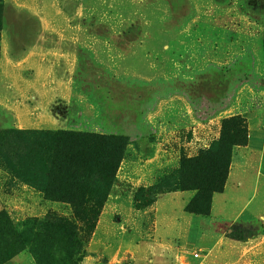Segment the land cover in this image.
Here are the masks:
<instances>
[{
	"label": "rangeland",
	"instance_id": "obj_1",
	"mask_svg": "<svg viewBox=\"0 0 264 264\" xmlns=\"http://www.w3.org/2000/svg\"><path fill=\"white\" fill-rule=\"evenodd\" d=\"M1 4L0 55L5 64L0 65V130H89L128 138L104 203L112 205L104 217L115 241L151 237L152 213L135 215L139 209L132 192L166 179L181 160L199 155L221 136L224 124L227 130L238 117L244 118L247 132L239 128L237 140L248 139L252 130L264 135V0ZM29 9L46 15L47 36L39 35L43 28ZM36 44L47 45V64L39 65L36 74L11 61L13 47ZM33 76L45 83L40 89H47L56 128L11 125L13 91L19 81ZM59 92L65 93L64 99L58 98ZM230 117L236 119L226 122ZM234 148L231 162L236 160ZM176 191L191 193L189 201L196 193ZM0 202V264L23 251L35 264H85L95 227L82 226L83 248L70 251L62 235L38 226L49 215L72 218L68 204L46 200L1 165ZM243 234L239 228L226 231L227 237ZM193 249L201 252L200 258L185 253ZM233 250L222 252L229 257ZM179 253L181 264H204L207 257V251L193 244ZM220 256L218 248L209 264L219 263ZM88 264H105L104 257ZM118 264L131 263L126 257Z\"/></svg>",
	"mask_w": 264,
	"mask_h": 264
},
{
	"label": "crops",
	"instance_id": "obj_2",
	"mask_svg": "<svg viewBox=\"0 0 264 264\" xmlns=\"http://www.w3.org/2000/svg\"><path fill=\"white\" fill-rule=\"evenodd\" d=\"M27 12L34 16L43 28L39 35L47 36L46 15L42 16V13L37 14L30 9ZM10 52L13 63L23 68H32L34 74L37 73L39 65L47 64L45 44L27 45L17 49L13 47ZM2 62H5V58L0 55V65ZM40 85L45 86V83L34 76L18 82V90L13 91L15 100L11 105L13 127H58L57 118L48 109L47 89H40ZM57 96L64 99L65 93L59 92ZM234 152L236 160L229 166L223 190L212 195L208 214L195 215L186 211L192 194L181 191L160 193L149 207L135 210V215L152 213L153 230L149 239L136 242L122 238L117 241L111 239L112 228L105 222L104 216H107V210L112 205L107 207L105 204L91 234L89 255L84 257V263L94 262L102 256L105 264H118L126 257L131 264H181L180 250L193 244L200 250L207 251V254H204L207 256L204 264L213 260V253L218 248L222 259L217 264H264L263 132L249 131L247 143L235 146ZM235 228L243 231L242 239L227 237L226 231ZM226 247L234 248L229 257L222 252ZM6 264H35V261L29 252L23 251Z\"/></svg>",
	"mask_w": 264,
	"mask_h": 264
},
{
	"label": "trees",
	"instance_id": "obj_3",
	"mask_svg": "<svg viewBox=\"0 0 264 264\" xmlns=\"http://www.w3.org/2000/svg\"><path fill=\"white\" fill-rule=\"evenodd\" d=\"M0 0V29L2 27ZM230 117L226 122L235 120ZM221 136L212 141L199 155L181 160L179 168L156 184L132 192L135 208L142 209L154 202L157 195L177 189H192L196 193L186 205V211L206 215L211 198L224 187L235 146L245 145L247 137L236 139L245 120L231 123ZM128 138L125 135L89 130L38 131L0 130V165L14 178L37 188L46 200L68 204L72 218L46 216L38 224L41 231L62 235L64 246L82 250L83 227H95L102 207L115 183V173L123 158ZM171 182L172 185H167ZM242 239V236L229 235Z\"/></svg>",
	"mask_w": 264,
	"mask_h": 264
},
{
	"label": "built area",
	"instance_id": "obj_4",
	"mask_svg": "<svg viewBox=\"0 0 264 264\" xmlns=\"http://www.w3.org/2000/svg\"><path fill=\"white\" fill-rule=\"evenodd\" d=\"M186 253L189 254L190 256L194 257V258H199L202 255L198 249H193L191 251L187 250Z\"/></svg>",
	"mask_w": 264,
	"mask_h": 264
}]
</instances>
